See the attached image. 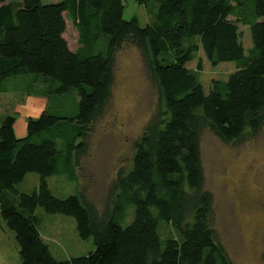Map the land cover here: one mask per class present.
Instances as JSON below:
<instances>
[{
  "label": "trees",
  "instance_id": "trees-1",
  "mask_svg": "<svg viewBox=\"0 0 264 264\" xmlns=\"http://www.w3.org/2000/svg\"><path fill=\"white\" fill-rule=\"evenodd\" d=\"M126 1L0 0V93L33 76L46 85L48 103L56 95L74 100L68 114L48 106L29 118L24 138L14 134L13 115L0 122V216L20 264H232L213 228L200 136L208 129L238 143L264 128V0H131L157 4L145 27L123 18ZM67 20L77 34L74 50L64 38ZM238 24L250 33L247 53ZM125 45L137 48L156 81L158 106L99 211L79 188L55 197L48 179L76 181L84 141L111 96L114 55ZM200 50L211 66L236 64L207 93L196 77L201 61L196 71L187 67ZM30 173L39 177L37 189L19 192ZM38 208L72 218L94 250L56 260L41 238Z\"/></svg>",
  "mask_w": 264,
  "mask_h": 264
},
{
  "label": "rangeland",
  "instance_id": "rangeland-1",
  "mask_svg": "<svg viewBox=\"0 0 264 264\" xmlns=\"http://www.w3.org/2000/svg\"><path fill=\"white\" fill-rule=\"evenodd\" d=\"M60 1L43 0V3ZM156 6L153 1L148 7L126 1L123 18L129 20L135 17L139 26L145 27L154 21ZM238 28L240 42L247 53L252 49L248 27L238 24ZM64 38L69 48L74 50L77 34L69 20ZM198 61L202 63V71L196 77L205 93L211 88L212 81H225L236 70L234 62L211 66L201 50L187 67L196 71ZM113 72L109 102L84 141L86 150L79 159L76 181L70 182L63 176L48 179L55 197L65 198L79 188L99 211L107 203L117 173H126L130 169L134 143L158 106L156 81L137 48L125 45L118 50L114 55ZM33 78L25 77L30 81L29 85L28 82H23L26 85L19 82L12 84L21 88L24 86V90L33 95L38 89ZM56 97L65 102L63 107ZM48 106L51 109L58 107L57 115L68 114L74 107L72 94L64 97L56 95L49 100ZM41 114L31 119L37 120ZM200 152L204 188L212 194V224L219 242L232 264H264V128L254 137L238 143H224L210 130L204 129L200 136ZM38 180L37 174L30 173L17 190L31 194L37 189ZM35 215L40 220L41 237L56 260L86 256L94 250L91 238L83 240L78 236L72 218L48 214L41 208L36 210Z\"/></svg>",
  "mask_w": 264,
  "mask_h": 264
},
{
  "label": "crops",
  "instance_id": "crops-1",
  "mask_svg": "<svg viewBox=\"0 0 264 264\" xmlns=\"http://www.w3.org/2000/svg\"><path fill=\"white\" fill-rule=\"evenodd\" d=\"M26 83L29 85L30 81ZM36 84L38 89L33 95L28 94L24 86L21 88L18 85V88H13L15 85L7 86L6 92L0 93V122L7 115H14V134L18 139L26 135L27 120L43 113L48 107L43 83L39 81ZM6 228L0 216V264H20L14 233Z\"/></svg>",
  "mask_w": 264,
  "mask_h": 264
}]
</instances>
